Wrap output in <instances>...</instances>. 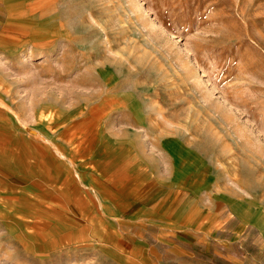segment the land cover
Segmentation results:
<instances>
[{
	"label": "rangeland",
	"instance_id": "1",
	"mask_svg": "<svg viewBox=\"0 0 264 264\" xmlns=\"http://www.w3.org/2000/svg\"><path fill=\"white\" fill-rule=\"evenodd\" d=\"M0 11V196L11 199L0 264H104L96 246L57 248L49 231L83 226L71 199L98 168L124 191L159 177L228 191L261 220L264 0H0ZM250 253L264 264V247Z\"/></svg>",
	"mask_w": 264,
	"mask_h": 264
},
{
	"label": "crops",
	"instance_id": "2",
	"mask_svg": "<svg viewBox=\"0 0 264 264\" xmlns=\"http://www.w3.org/2000/svg\"><path fill=\"white\" fill-rule=\"evenodd\" d=\"M90 179L95 185L71 199L72 214L83 226H58L56 247L67 238L73 245L96 246L104 264H259L250 250L264 247V215L255 222L246 218L239 196L202 192L175 177L124 191L119 178L102 168Z\"/></svg>",
	"mask_w": 264,
	"mask_h": 264
},
{
	"label": "bare ground",
	"instance_id": "3",
	"mask_svg": "<svg viewBox=\"0 0 264 264\" xmlns=\"http://www.w3.org/2000/svg\"><path fill=\"white\" fill-rule=\"evenodd\" d=\"M26 88V87H25ZM33 164H35V165H38L39 167L38 168H40L42 171H40L39 170V172L41 173V175L43 176L44 174H45V170H43L41 167H40V165H39V163L37 162V161H35ZM45 169V168H44ZM58 187V186H57ZM59 189V188H58ZM65 191V190H64ZM66 193V192H65ZM68 194H69V192H68ZM5 195L6 194H3L2 193V196H0V216L1 217H6V216H8L7 214H6V210H4V208H5V206H6V204H10L11 205V203H9V199L10 198H6L5 197ZM64 196V195H63ZM11 200V199H10ZM13 204V203H12ZM16 206V205H15ZM19 208V207H18ZM14 209V208H13ZM21 208H19V210H18V213L20 212L21 213V210H20ZM65 211V210H64ZM23 213L25 212V214H28V213H26L27 211H22ZM68 213V212H67ZM31 215V214H30ZM25 217V216H24ZM21 219H22V217H21ZM23 220V219H22ZM26 221V220H25ZM33 223H35V222H33ZM3 224V223H2ZM4 228H6L7 229V231H8V233H9V236H10V234H12V235H14V236H16V231H17V227H4ZM20 229V228H19ZM57 229V228H56ZM56 229H54V227H50L49 228V231H51V232H54V231H56ZM6 231V230H5ZM4 231V232H5ZM28 231V230H27ZM30 231V230H29ZM48 231V229L46 228V227H33V230H32V233H34L35 234V236L36 237H38V239L40 238L39 237V235L41 234L42 236H44L43 234H45L46 232ZM7 233V232H6ZM24 233V232H23ZM19 234H20V232H19ZM25 234V233H24ZM29 237V236H28ZM12 239H14L15 240V238H12ZM23 239V238H22ZM19 240V239H18ZM24 240V239H23ZM21 241V240H20ZM19 241V242H20ZM3 242V241H2ZM24 246H25V243H24ZM4 253H9L8 252V250L6 251L5 249H4ZM42 255V254H41ZM3 256H4V254H2V258H1V260L2 259H4L3 258ZM7 256V255H6ZM38 257H41V256H38ZM4 260H6V259H4ZM20 261H17V263H19ZM23 262V261H22ZM137 262V261H136ZM138 263V262H137Z\"/></svg>",
	"mask_w": 264,
	"mask_h": 264
}]
</instances>
